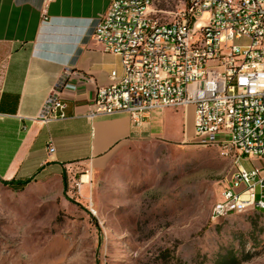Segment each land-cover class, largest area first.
Here are the masks:
<instances>
[{
    "label": "rangeland",
    "instance_id": "374dc122",
    "mask_svg": "<svg viewBox=\"0 0 264 264\" xmlns=\"http://www.w3.org/2000/svg\"><path fill=\"white\" fill-rule=\"evenodd\" d=\"M186 2L151 9L164 21ZM167 109L163 134L184 135V113ZM231 167L216 146L141 137L84 184L82 171L0 183V264H264V211L210 217Z\"/></svg>",
    "mask_w": 264,
    "mask_h": 264
},
{
    "label": "built area",
    "instance_id": "2783aa9c",
    "mask_svg": "<svg viewBox=\"0 0 264 264\" xmlns=\"http://www.w3.org/2000/svg\"><path fill=\"white\" fill-rule=\"evenodd\" d=\"M151 5L110 0L87 20L85 34L119 56L122 74L109 72L82 115L124 113L139 126L150 111L192 106V133L184 140L216 146L232 163L210 217L264 211V169L239 164L264 158V0H187L164 21ZM66 74L32 120L66 118L60 91L75 89Z\"/></svg>",
    "mask_w": 264,
    "mask_h": 264
},
{
    "label": "crops",
    "instance_id": "0c3cea01",
    "mask_svg": "<svg viewBox=\"0 0 264 264\" xmlns=\"http://www.w3.org/2000/svg\"><path fill=\"white\" fill-rule=\"evenodd\" d=\"M109 1L0 0V183L29 184L70 171L87 176L136 139L182 141L192 133V106L180 108L186 133L175 138L163 134L167 108L146 113L139 126L124 113L92 120L82 115L96 89L109 83V72L122 74L119 56L85 34L87 20ZM65 74L75 86L60 91L66 118L47 124L32 120ZM246 159L255 163L246 169H264V158Z\"/></svg>",
    "mask_w": 264,
    "mask_h": 264
},
{
    "label": "trees",
    "instance_id": "16d2710c",
    "mask_svg": "<svg viewBox=\"0 0 264 264\" xmlns=\"http://www.w3.org/2000/svg\"><path fill=\"white\" fill-rule=\"evenodd\" d=\"M28 181H21L17 183H13L12 181H2L1 183L11 189H20L23 188Z\"/></svg>",
    "mask_w": 264,
    "mask_h": 264
},
{
    "label": "bare ground",
    "instance_id": "6f19581e",
    "mask_svg": "<svg viewBox=\"0 0 264 264\" xmlns=\"http://www.w3.org/2000/svg\"><path fill=\"white\" fill-rule=\"evenodd\" d=\"M86 181H87V176L86 175H82L81 182L82 183H86Z\"/></svg>",
    "mask_w": 264,
    "mask_h": 264
}]
</instances>
